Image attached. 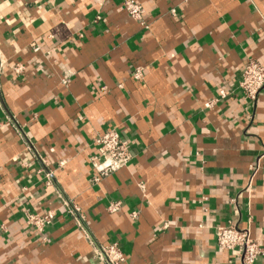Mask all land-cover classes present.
<instances>
[{"label":"crops","instance_id":"1","mask_svg":"<svg viewBox=\"0 0 264 264\" xmlns=\"http://www.w3.org/2000/svg\"><path fill=\"white\" fill-rule=\"evenodd\" d=\"M134 1L141 20L123 0H0V264H103L106 244L123 264H239L216 243L229 223L264 264V89L240 88L264 0ZM112 129L131 159L95 181Z\"/></svg>","mask_w":264,"mask_h":264},{"label":"built area","instance_id":"2","mask_svg":"<svg viewBox=\"0 0 264 264\" xmlns=\"http://www.w3.org/2000/svg\"><path fill=\"white\" fill-rule=\"evenodd\" d=\"M123 7L127 14L141 20L142 8L134 0H123ZM20 67H17V71ZM240 88L250 99L254 100L257 94L264 89V65L250 60L242 73ZM97 154L90 158L95 171L94 180L98 181L118 169L124 167L131 159V152L126 141L122 140L115 130H108L95 138ZM47 178L52 173H47ZM67 212L77 217L79 208L65 203ZM118 203H112L109 209H117ZM53 211L45 214L29 213L27 218L37 231L50 224L55 218ZM80 217V215H78ZM78 218V217H77ZM216 243L222 250H237L239 264H253L260 252L257 244L251 239L248 229L240 228L235 223L221 224L216 227ZM95 258L103 264H123L124 255L116 244H106L95 248Z\"/></svg>","mask_w":264,"mask_h":264}]
</instances>
